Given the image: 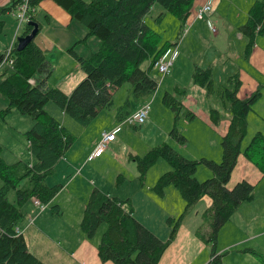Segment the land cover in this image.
Instances as JSON below:
<instances>
[{
	"label": "trees",
	"instance_id": "16d2710c",
	"mask_svg": "<svg viewBox=\"0 0 264 264\" xmlns=\"http://www.w3.org/2000/svg\"><path fill=\"white\" fill-rule=\"evenodd\" d=\"M40 1L29 0L28 4L35 8ZM52 1L84 28L85 35L82 40L92 36L96 41L82 56L76 55L69 48L84 74L69 94L63 93L57 87L45 86V78L49 73L48 63L33 39L20 50L15 49L14 42L10 51L11 65H5L0 72V96L6 102L0 113L14 108L20 114L31 118L32 124L24 134L27 150L34 157L33 163L18 159L7 164L0 156V264H44L27 249L23 235L16 234L14 227L25 218V213L20 210V205L25 200L36 198L41 204H47L59 191L61 184L48 186L44 183V178L52 172L55 163L75 139L74 135L66 131L44 109V105L52 102L78 125L85 126L100 110L112 108L113 88L127 83L129 93L115 111L116 121H121L132 111L129 108L131 98L144 101L154 92L157 82L148 72L154 67L153 63L157 58L175 43L165 41L159 44V33L148 26L144 16L157 3L179 21L180 30L190 15L193 2ZM17 3L18 0H11L9 4L1 6L0 14L14 10ZM162 14L163 12L158 15V19ZM28 20L36 21L39 27L35 11H28ZM26 22H22L20 35H25L31 29V25ZM2 26L3 20L0 18V31ZM263 30L264 0H255L247 9L245 22L237 26L236 31L250 44ZM143 61L146 62L145 65H142ZM42 74L45 75L41 76ZM210 77L209 66L194 65L191 72L192 82L203 86L207 93L218 90L223 92L228 103L229 116L219 142L220 160L215 162L205 158H186L166 143L151 147L142 156H131L140 180L157 158H163L170 168L156 178L152 190L156 195H162L164 187L171 185L184 202L183 211L176 218H166L169 232L164 240L155 236L133 217V209L128 199L108 196L96 188L92 189L83 207L79 228L86 238H92L98 226L101 223L105 225L96 246V253L101 261H110L113 264H157L163 250L174 238L184 214L206 195L211 200L210 205L201 213V224L196 228L195 234L210 247L211 258L208 264H221V255L215 252L218 229L231 217L240 203L252 199L254 187L244 179L235 182L231 187H227L226 183L240 153L261 175L264 174V134L256 131L240 150L241 139L246 131L247 112L259 91L256 90L250 97L239 98L235 89L213 88ZM28 78H32L34 82L28 83ZM173 89L176 90L177 87ZM162 103L176 112L181 107V102L168 91L162 95ZM186 114L188 119L192 118L191 112ZM208 115L212 123L219 119L218 110L215 108H210ZM169 134L179 143L185 141V137L173 127ZM199 163H203L211 173L203 180L194 177Z\"/></svg>",
	"mask_w": 264,
	"mask_h": 264
},
{
	"label": "rangeland",
	"instance_id": "374dc122",
	"mask_svg": "<svg viewBox=\"0 0 264 264\" xmlns=\"http://www.w3.org/2000/svg\"><path fill=\"white\" fill-rule=\"evenodd\" d=\"M217 1L220 5V9L216 10L215 6H213L212 4L211 11H209L207 15L212 14L213 16H216L217 13H219V24L215 23L214 26L220 32L218 33V35L212 36L208 33V29L204 27L205 31L201 34V41L196 42L193 40L194 50L188 53V58H190L191 70L194 63H198L199 65H212H210V79L213 88L219 87V89H235L236 96L239 98L250 97L253 93L255 94L256 90L259 91L256 98L250 104V108L247 112L246 131L240 143V150H242L243 147L248 143L250 137L256 131H260L262 134H264V30L261 34L256 35L255 39L250 44L247 43V39L242 35H240L241 39L236 38V30L226 29L225 24L229 26L230 23L236 21L234 17L236 13H241V19H243V14L247 12L246 9H248L251 3L255 0ZM37 5L35 8H33V12L36 10ZM41 5L42 4H40V6ZM161 12H163V14L158 19V15ZM36 17L37 20L41 22V7L38 14H36ZM204 18L205 17H203V19H198L195 21H197L196 23L202 22L204 26ZM57 19L58 18H55L54 16V19H52L49 25H46L44 23L42 26L44 28H50L56 37H60L61 34L65 35L68 30H70L72 33L77 31L73 23H71L70 25L65 24L64 28H66V30L63 29L61 31H58L60 27H53V24H55V20L57 21ZM245 19L246 17L244 18V20ZM7 20H10L9 23L3 24L2 31H0V49L4 46L7 47L11 43L9 41L11 39V36H13L15 28L17 26L16 21L11 16H7ZM144 21L151 29L159 33V44L165 41L173 42V40L175 39L179 21L171 13L165 11L159 4L154 3L151 6L150 11L144 16ZM187 25L189 24L186 23V26ZM22 27L23 23L21 22L16 29V33L14 34L15 36H13V43L15 42L16 37L20 35ZM73 37L75 36L73 35ZM92 41H95V39L94 37L90 36L84 44H77L76 51H78L79 53H83L87 47L86 44ZM46 55L48 57L54 58L55 62V66H50V64H48L49 73L47 74L46 80L48 79L52 84H55L56 81L67 70L72 69V63L74 64V61L68 57L64 58L54 51H47ZM46 55L44 54V58L47 62ZM183 61H187V58L183 59ZM145 64L146 62L143 61L142 65ZM4 67V63L0 64V72ZM184 70L185 66H182L180 64L178 66V71H180L179 73L181 75L179 76L180 79L175 83H172L173 76L168 75L167 73L162 77V83L160 84V86V75L158 74L157 70L154 67L149 70L148 75L151 78L155 79L158 83L154 92L144 100L148 103V114L145 122L137 125L136 127L128 124L122 125V130L127 129L131 132L127 137L121 138V140L123 141V148L121 150L122 157L128 156V154L134 155L135 152H137V156H142L151 147L162 143L170 145L181 155L183 154L180 151L185 152V150H194L195 153H202L204 155H209V153H211V150L209 148L211 143H207V141L212 139V133L206 132L205 137H198L197 133L202 135L205 132H196L193 128V125H190V123H188L189 119L186 113L191 112L192 114H195V118L190 122L196 123L201 120L199 117L201 115L200 111L204 109L208 110V107H212L218 109L219 117L224 119L229 116L227 112L228 103L224 98V93H220L219 90L213 91L212 93H207L206 89L203 86H200L195 82H192V87H189V84L184 76ZM178 71H175V74H177ZM43 75L45 74H42L41 76ZM174 84L177 86L176 90L172 88ZM52 86L57 87L55 85ZM128 90L129 89L127 83H123L121 86L113 88L112 108L100 110L96 114V116L85 126L78 125L68 116L61 113L58 107L55 106L52 102H47L44 105V109L57 121H59V123L65 128L66 131H69L72 135L75 136V140H73L72 144H70L65 149L61 157L75 158L81 156L88 141V137H91L93 134L92 130L96 127L99 129L107 127L111 123H113L114 120H116L115 111L118 108L119 104L128 95ZM165 91L172 93L175 99L181 102V107L177 112L172 111L168 106L162 103V95ZM138 102L140 101H136L135 99L131 98L129 108L133 109ZM11 110L12 113L8 114L7 116L5 115L6 113L4 115H2L3 113H0V156L7 164H11L17 159L23 160L27 163H31V161L33 162L34 160V157L27 151V140L24 132L31 126L32 120L28 115L20 114L14 108H11ZM3 118L9 123L6 127H4V123L2 121ZM172 127L174 128V130H176L186 138L183 143H179L174 137L169 134ZM84 128L88 129L82 133V130ZM122 130L119 133H121ZM115 154H117V150L115 151ZM199 158L205 157L197 156L193 159ZM28 159H30V161ZM97 161H101L102 163H104L105 166L110 170L117 167V164L113 162V160L110 159L105 153H103L97 159ZM153 164L154 167H152L153 169H151L150 173H153L152 170H155V172L158 171L160 168H162L163 164L168 163L163 158L159 157ZM199 165H203V163H199L196 166L195 170H197V167ZM127 166L131 168V171L133 167L136 170L135 163L131 160ZM127 166H123L122 168L123 173H125L124 177H126V175L132 176L134 174L127 168ZM161 173L163 172H160V174ZM64 177L65 176L56 168L46 175V177L44 178V183L48 186L62 184L65 181L64 179H67ZM241 178H245L250 183L254 184V198L252 200L242 202L240 207L234 212V214H232L230 219L226 221L223 226H221V232L223 233H221L222 235L219 243L220 246L231 244L229 250L227 251L230 252V254H238L241 251L242 247H250L248 246V244L251 243L246 242L244 244H240L239 242H237L242 236H236L235 238H232L235 235L233 226L237 225L240 220L250 218L251 215L255 214L258 210L264 215V194H262V190L264 188V174L261 175L253 167V165L240 153L236 165L230 172V176L226 186L231 187L236 181L242 180ZM138 180L139 179L137 176L136 178H132L131 181L124 183V188L132 186L135 182H138ZM171 187L174 188L173 186ZM74 188L76 190H79L80 193V191H85L87 189V184H85L83 180L75 179V181L68 187L57 193L51 204H41L42 206H44L43 208H45L44 212L48 213H54L51 209V206L53 204L56 203L59 205L61 209L59 215L53 214L50 217L56 220L52 224V227L55 229V231L64 230L66 232V229L63 228V223H74L76 221V217H78V215H81V210L79 209V194H73ZM71 195H74L75 198L78 199V206L75 204H70ZM156 199L161 206L170 207L171 200L173 198L171 194L168 193L165 195L163 200H159L158 198ZM30 202H32L31 199L25 200L20 205V210L23 212H29V210L31 209ZM183 208L184 203L182 209L178 210V214L172 218H176L183 211ZM188 211L184 214V216L188 213ZM132 213L134 212L132 211ZM136 215H138V212L136 213ZM261 215L262 214H259V216ZM23 222L24 221H22V223ZM22 223H19V225H21ZM252 223L254 225L256 224V220H254V217L252 218ZM104 227L105 225L101 223L93 235L94 238H98V241L104 230ZM45 242L46 241L33 242L31 240H28V247L31 251L37 252L38 254L42 252L50 253V250L40 249L41 245ZM217 253L219 252H217L216 250V254ZM230 254L225 258L226 260H222L224 256H220L221 264H262L261 262H257V260L251 256L252 254L244 256L240 255V259H236L234 257L229 258Z\"/></svg>",
	"mask_w": 264,
	"mask_h": 264
},
{
	"label": "crops",
	"instance_id": "0c3cea01",
	"mask_svg": "<svg viewBox=\"0 0 264 264\" xmlns=\"http://www.w3.org/2000/svg\"><path fill=\"white\" fill-rule=\"evenodd\" d=\"M10 1L11 0H0V7L9 4ZM205 1L206 0H193L192 5L190 7V15L188 16L186 22L184 23V25H186V23L189 24L187 31L180 37L181 29L179 30L178 28L175 34V39L173 40V42H175L174 44H176V50L178 51V54L175 60L173 61L170 70L168 72V75L173 76L172 83H175L180 79L179 76L181 75L179 73L180 71H178V66L181 64L182 66H185L184 76L189 84V87H192V79H191L192 70L190 66V58H188L189 57L188 53L194 50L193 48L194 41L196 42L201 41L200 39L201 34L205 31L204 27L208 29V33L211 34L212 36L218 35V33L220 32L214 26L215 23L219 24V20H218L219 13H217L216 16H213L212 14L207 15V13L211 11L212 4L213 6H215L216 10L220 9V5L218 4L217 0L212 1L210 9L202 15V18H200L203 19V17H205L204 26L202 22L196 23L197 21H195L198 20L193 16V14L195 13V8ZM40 4L42 5L40 6ZM40 7L42 8V17H41V22L37 20L39 23V27L37 33L33 38L35 44L43 51L45 55L47 51H54L58 55H61L64 58L68 57L74 61V64L72 63V69L67 70L56 81L55 84H52L48 79L46 80L45 78V86L51 87L52 85H55L63 93L69 94V92L74 87V85L78 81H80L84 76L82 70L79 68L76 58L70 53L69 48L71 47L72 51L76 55L82 56L86 53V50L95 43L96 40L87 43L86 44L87 47L85 51L83 53H79L78 51H76V47H77L76 45L84 44L86 40L90 37L88 36L85 40H82V38L85 35L84 28L77 22L73 21L70 18L69 14L66 11H64L61 7H59L57 4H55L52 0H41L38 3L37 8L35 10L36 14H38ZM7 16H11L14 19L11 11L1 13L0 18L3 20V24L9 23L10 20H7ZM54 16L55 18L58 19L57 21L55 20V24H53L54 25L53 27L56 28L60 27L58 31H61L63 29L66 30V28H64L65 24L70 25L71 23L74 24V27L77 31L72 33L70 30L67 29L68 32L65 35L61 34L60 37H56L50 28H44L42 26L44 23L46 25H49L52 19H54ZM234 17L236 21L230 23L229 26L225 24L226 29L236 30L237 26L245 22L246 19L244 20V18L245 17L247 18V12L243 14V19H241V13L238 14L236 13ZM206 22H209L211 26L214 28L213 32L209 30ZM190 27L193 29H191ZM16 29L17 28H15L14 34L16 33ZM14 34L13 36H15ZM235 34H236V38L241 39V36L237 31H235ZM73 35L75 37H73ZM13 36H11L9 42H12ZM5 47L6 46L1 47L0 54L2 53ZM185 58H187V61H183V59ZM47 62L48 64H50V66H55L54 58L47 56ZM195 64L199 65L198 63H194L192 66L194 67ZM210 65L211 64L199 65V66L210 67ZM175 71H178V73L175 74ZM161 79L159 86L162 83ZM174 87L177 86L174 84L172 88ZM2 99L3 98L0 99V110L6 106L5 100ZM145 102L146 101L138 102L136 106L133 109L130 108V110H134L139 105ZM210 108L208 107V110L204 109L200 111L201 115L199 117L201 120L199 122L196 123L190 122L192 119L195 118V114H192V118L189 119L188 123H190V125H193V128L195 129L196 132L198 131L205 132L202 135L197 133L198 137H205L206 132L212 133V139L207 141V143L209 142L211 143L209 146L211 153H209V155H204L202 153H195L194 150H185V152L180 151L184 157L193 159L196 158L197 156H201L213 160L215 162H218V160H220L221 150H220V145H218V141L220 142V137L225 130L228 117L224 119L219 117L216 123H212L208 115V111L210 110ZM11 111L12 110L9 109V111L4 112L2 115L6 113L5 115L7 116L8 114L12 113ZM2 121L4 123V127H6L9 124L7 121L4 120V118L2 119ZM117 122L118 121L114 120L113 123H111L107 127H103L100 129L97 127L94 128L92 130L93 132L92 136L88 137V141L85 145L84 151L81 156L75 158L60 157L61 159L60 158L58 159V161L55 163L53 167V170L57 168L65 176L64 178L67 179H64L65 181L64 183L61 184L62 186L60 187L57 193L68 187L71 183L75 181V179L83 180V182L87 184V189L85 191L83 190L80 191V193L79 190H76L75 188L73 191L74 195L76 193L79 194L78 197L79 209L81 210V214L85 202L87 200V197L91 192V190L94 188L100 190L101 192L105 193L108 196L118 197L119 199L126 198L129 200V203L132 206L134 212L132 213L133 217L144 227H146L149 231H151L155 236L164 240L169 232L168 227L165 223L166 218L176 216L179 212L178 210L182 209L184 203L178 191L175 188H172L170 185L164 187L162 195H156L152 190V185L154 184L156 178L160 175V172L167 171L170 168L169 165L163 164L162 168H160L158 171L155 172V170H152L153 173H150L151 169H153L152 167H154L153 166L154 164H152L147 169L144 175L145 176L144 179L140 180L138 178L139 179L138 182H135L132 186L128 188H124V183L131 181L132 178H136L137 170H135L133 167L131 171V168L127 166L130 160L133 161L131 157L133 155L128 154V156H124V157H122L121 155V150L123 148V141L121 140V138L127 137L129 133H131L127 129L122 130L123 127L116 132L114 139L107 142L104 148L100 150L98 154H96L95 156H90V152L92 151L96 143L99 141V139L102 138L103 133L107 130H110ZM87 129L88 128H84L82 130V133ZM121 130L122 132L119 133ZM116 150H117V154H115ZM103 153H105L110 159L113 160V162L117 164L116 168L110 170L105 166L104 163H102L101 161H97V159ZM134 155H138L137 152H135ZM238 157L239 154L236 158V162ZM28 160L30 161V159ZM31 163L33 162L31 161ZM157 163H161V162H157ZM123 166H127V168L134 174L130 173L133 175L132 176L126 175V177H124L125 173H123L122 170ZM210 175H211L210 171L206 169L204 165H199L197 167V170H195L194 172V177L197 180H202L206 177H209ZM241 179L248 181L245 178H241ZM57 193L54 195V197L57 195ZM168 193L171 194L173 198L171 200V205L170 207H163L158 203V200L156 198H158L159 200H163L165 195ZM262 194H264V188L262 190ZM74 195H71L70 204H75L78 206V199H76ZM54 197L47 204H51V202H53L54 200ZM253 198H254V193L252 199ZM210 201L211 200L208 196L203 195L191 207L188 213L182 218L174 238L163 250L162 254L158 259L157 264H208L211 258L210 247L195 234V230L196 228H198V226H200L201 224L200 215L210 205ZM30 205H31V209L29 210V212L26 211L24 212L25 213V218L23 220L24 222L23 223L21 222L22 224L21 225L18 224L17 226L21 230V234L25 239L27 249L37 258H39L44 264H113L110 261H101L98 258L96 253L98 238L93 237L91 239H87L84 236V234L80 231L78 222L80 221L81 215H78V217H76V221L74 223H63V228L66 229V232L64 230L55 231V229L52 227V224L56 220L50 217L53 214L59 215V212H61L59 205L55 203L52 205L53 208L51 206V209L54 213L44 212L45 208H42V210L37 211L35 205L33 204V201L30 202ZM240 205L236 208V210L240 207ZM137 212L138 215H136ZM259 214L262 215L259 216ZM27 217H30L32 220L31 223L29 224H27L26 222ZM253 217L254 220H256L255 225L252 223ZM263 226H264V215L259 210L255 214L251 215L250 218L240 220L237 223V225L233 226L235 235L232 238H235L236 236H242L237 241L240 244L251 242L248 244V246L250 247H242L241 251L238 254H230V252H227L231 244L220 246L219 240L221 239V235H222L221 233H223L221 232L222 227H220L217 232V239H216L217 242L215 244L216 247L215 252L217 250V252H219V254L222 255V257L224 256L222 260H224L229 254H230L229 258L234 257L236 259H240V255L244 256V255L252 254L251 256L254 257L257 260V262H261L262 264H264ZM203 229L207 230L206 227H204ZM28 240H31L33 242L46 241L41 245L40 249L50 250V253L42 252L38 254L37 252L31 251L28 247Z\"/></svg>",
	"mask_w": 264,
	"mask_h": 264
},
{
	"label": "built area",
	"instance_id": "2783aa9c",
	"mask_svg": "<svg viewBox=\"0 0 264 264\" xmlns=\"http://www.w3.org/2000/svg\"><path fill=\"white\" fill-rule=\"evenodd\" d=\"M213 0H206L202 4L198 5L195 8L194 18L200 19L202 18V15L207 12L210 9L211 3ZM29 0H18V3L15 6V9L12 10V16L14 17L16 21V28L18 25L28 20V11H33V7L29 6ZM209 30L211 32L214 31V28L211 26L209 22H206ZM189 25L182 26L180 30V37L187 31ZM179 40V37H178ZM13 46V43L11 42L1 53L0 60L1 63H4L7 66L11 65L12 57L10 55L11 48ZM178 51L176 50V44H173L169 48H167L164 53L157 58V60L153 63L154 68L157 70L159 76V79H161L164 75H166L170 67L177 57ZM28 83L32 84L34 80L32 78L27 79ZM158 83V82H157ZM156 83V84H157ZM148 114V103L145 102L141 105H139L137 108L132 110L125 118H123L121 121H118L110 130H107L103 133V136L99 141L96 143V145L93 147L92 151L90 152V156H95L102 150L105 146V144L111 140L114 139L115 134L117 131H119L122 128V125L128 124V125H140L145 122V119ZM33 201V204L35 207H37L38 211L42 210L43 206L36 198H31ZM31 218L27 217L26 222L27 224L31 223ZM264 228V226H263ZM14 232L16 234L21 233V230L18 226L14 227Z\"/></svg>",
	"mask_w": 264,
	"mask_h": 264
},
{
	"label": "water",
	"instance_id": "95a60500",
	"mask_svg": "<svg viewBox=\"0 0 264 264\" xmlns=\"http://www.w3.org/2000/svg\"><path fill=\"white\" fill-rule=\"evenodd\" d=\"M27 24L31 25V29L28 33H26L25 35H19L16 37L15 39V49L16 50H20L23 48V46L30 41L31 39H33V37L35 36V34L37 33L38 30V24L36 21L33 20H28L26 22Z\"/></svg>",
	"mask_w": 264,
	"mask_h": 264
}]
</instances>
